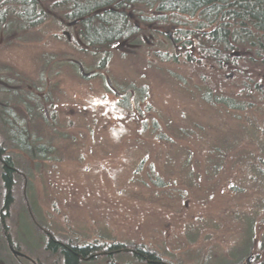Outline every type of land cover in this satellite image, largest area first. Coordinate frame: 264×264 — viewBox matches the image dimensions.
<instances>
[{
    "label": "rangeland",
    "instance_id": "rangeland-1",
    "mask_svg": "<svg viewBox=\"0 0 264 264\" xmlns=\"http://www.w3.org/2000/svg\"><path fill=\"white\" fill-rule=\"evenodd\" d=\"M66 12L0 22V264H63L51 236L129 250L81 264H149L134 246L264 263V64L180 49L182 26L142 4L136 33L105 46Z\"/></svg>",
    "mask_w": 264,
    "mask_h": 264
},
{
    "label": "trees",
    "instance_id": "trees-1",
    "mask_svg": "<svg viewBox=\"0 0 264 264\" xmlns=\"http://www.w3.org/2000/svg\"><path fill=\"white\" fill-rule=\"evenodd\" d=\"M48 4L65 8L67 17L80 23L81 36L92 46L110 45L134 35L137 28L128 9L142 4L162 14L159 19L167 14L182 26L177 31L182 38L180 49L195 42L200 56L221 67L232 61L237 68L243 59L264 64V0H0V22L10 15L21 25L36 26L44 20ZM182 54L187 59V53ZM3 162V179L9 187V162ZM47 240V249L60 252L63 264H81L102 250L110 255L124 248L120 244L77 246L52 236ZM131 252L149 264H163L154 252L141 246L132 247Z\"/></svg>",
    "mask_w": 264,
    "mask_h": 264
},
{
    "label": "water",
    "instance_id": "water-1",
    "mask_svg": "<svg viewBox=\"0 0 264 264\" xmlns=\"http://www.w3.org/2000/svg\"><path fill=\"white\" fill-rule=\"evenodd\" d=\"M7 242L9 243L10 251L13 253L14 256H17V257H24V258L28 259L27 256H25V255L22 254L21 252L15 250V249L12 247V245H10V240H9L8 237H7ZM123 251H129V250H128V249H125V250H123ZM102 254H107V253L102 252ZM159 262H160V261H159ZM160 263H162V262H160Z\"/></svg>",
    "mask_w": 264,
    "mask_h": 264
},
{
    "label": "flooded vegetation",
    "instance_id": "flooded-vegetation-1",
    "mask_svg": "<svg viewBox=\"0 0 264 264\" xmlns=\"http://www.w3.org/2000/svg\"><path fill=\"white\" fill-rule=\"evenodd\" d=\"M4 165V164H3ZM18 258H20V257H18ZM32 264H34V261H32V260H29Z\"/></svg>",
    "mask_w": 264,
    "mask_h": 264
}]
</instances>
